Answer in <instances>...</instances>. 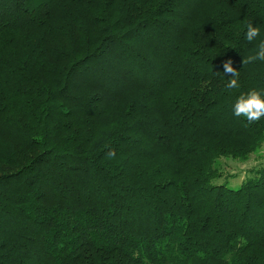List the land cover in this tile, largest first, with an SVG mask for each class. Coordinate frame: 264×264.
Masks as SVG:
<instances>
[{
  "label": "trees",
  "instance_id": "obj_1",
  "mask_svg": "<svg viewBox=\"0 0 264 264\" xmlns=\"http://www.w3.org/2000/svg\"><path fill=\"white\" fill-rule=\"evenodd\" d=\"M261 41L264 0H0V264H264V167L218 165Z\"/></svg>",
  "mask_w": 264,
  "mask_h": 264
},
{
  "label": "clouds",
  "instance_id": "obj_2",
  "mask_svg": "<svg viewBox=\"0 0 264 264\" xmlns=\"http://www.w3.org/2000/svg\"><path fill=\"white\" fill-rule=\"evenodd\" d=\"M246 28L247 30L244 35L248 42L254 41L260 35L259 28L253 26V23L249 22ZM256 60L264 61V41L260 42L255 55L243 59V64ZM223 67L224 73L230 76L226 88L239 89V71L233 67L232 60L225 61ZM233 114L238 117H245L250 124L260 121L261 118H264V95L256 89L249 90L247 93H241L233 105Z\"/></svg>",
  "mask_w": 264,
  "mask_h": 264
},
{
  "label": "rangeland",
  "instance_id": "obj_3",
  "mask_svg": "<svg viewBox=\"0 0 264 264\" xmlns=\"http://www.w3.org/2000/svg\"><path fill=\"white\" fill-rule=\"evenodd\" d=\"M218 165L220 166L225 179H227L231 185L236 187L242 178L246 176L249 169L264 167V143L259 149L251 153L246 161L223 157L219 159Z\"/></svg>",
  "mask_w": 264,
  "mask_h": 264
}]
</instances>
